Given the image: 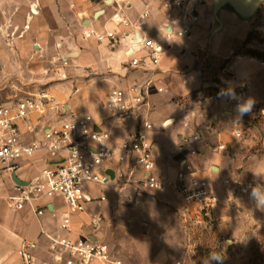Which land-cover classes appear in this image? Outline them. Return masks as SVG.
Masks as SVG:
<instances>
[{"label": "crops", "instance_id": "obj_1", "mask_svg": "<svg viewBox=\"0 0 264 264\" xmlns=\"http://www.w3.org/2000/svg\"><path fill=\"white\" fill-rule=\"evenodd\" d=\"M263 4L251 18L241 17L230 6L223 7L219 11L223 21L222 28L211 38L210 33L215 27L213 15H210L209 21L197 28L191 37L185 38L166 34L162 0H51L52 15L60 24H36L34 30L39 31L37 52L45 55L47 50L50 51L53 54L52 63L58 66L49 78L55 82L46 87L37 84L10 89L11 75L6 71V67L13 58L10 59L9 52L0 53V102L11 103L46 91L53 100L47 111L42 115L33 114L29 120L21 123L27 140L37 135L28 131L31 126L40 133L44 127L59 126L62 117L71 112L89 113L99 124L112 126L111 145L119 152L123 142L135 133L138 124L136 119L122 122L115 118L105 104L106 95L115 89L128 90L133 85L151 82L146 97L147 104L141 107L140 115L147 117L154 125L150 138L156 150H172L181 136L199 133L203 138V151L191 161L196 167L203 168L205 176L212 182L207 168L221 167L219 163L223 152L217 147L229 140L227 128L231 125V120L226 121L223 117L229 115L228 118L231 119L234 107L229 96V99L222 97L213 102L212 108L208 106L210 99H206L200 112L188 113L183 99H190L194 93L200 95L202 89L212 87L213 81L204 72L203 60L207 57L205 55L211 57L212 46L218 34L225 38V44L220 46V61L229 59L232 53L236 54L245 43L246 49L264 54V10L260 11ZM66 13H71L80 23V27L73 24V29L64 34L60 30L62 26L67 25L62 24L66 20ZM146 13L148 16L142 18ZM260 19L262 23L258 24ZM126 21L130 24L126 25ZM87 26L102 32H117L118 39L99 42L94 38H85L84 31ZM75 29L80 31L77 35ZM48 31L51 35H48ZM135 31L164 45L165 51L157 66L146 65L147 63L138 67L130 65L129 44ZM256 33L260 34L262 42L252 38ZM173 40H181L182 45L172 43ZM140 56L142 59L147 57L145 52H141ZM251 56L242 54L240 59L226 69L234 73L233 82L236 86H246L248 95L258 104L259 112L264 113V95H254L250 90L251 84L248 83L245 70L238 68V65L243 63H256L264 67L259 60H251ZM219 78H224L222 72L219 73ZM60 106L67 115H63ZM208 113L210 115L206 118ZM205 118L209 122L207 126L203 124ZM168 119H172L171 126L165 129L164 123ZM197 125L199 129L196 128ZM207 137L217 141L216 147L205 143ZM19 164L16 172L8 166L0 169V264H22L18 250L25 240L36 243L35 255L38 264H59L54 259L50 245L51 238L65 234L60 228L61 213L65 210L62 198H46L39 201L37 205L43 210L42 213L36 212L31 206L14 210L10 200L16 193V179L26 182L35 178L47 164V157L41 151L31 159L20 160ZM110 165L115 170L127 171L126 165H120L115 160L110 162ZM166 165L162 161L159 167L163 170ZM167 166L171 178L176 179L181 167L177 159ZM106 193L109 195V190ZM54 213L57 216H54ZM82 217L73 224L72 235L99 239V234L93 232L87 224L89 217Z\"/></svg>", "mask_w": 264, "mask_h": 264}, {"label": "built area", "instance_id": "obj_2", "mask_svg": "<svg viewBox=\"0 0 264 264\" xmlns=\"http://www.w3.org/2000/svg\"><path fill=\"white\" fill-rule=\"evenodd\" d=\"M214 1L162 0L166 34L180 37L179 32H182V37H191L194 31L207 23L209 16L213 15ZM147 16L146 13L142 18ZM125 24L130 23L126 21ZM169 28L172 30L169 31ZM84 36L99 42L118 39L117 32H102L91 26L85 28ZM129 47L130 65L134 67L146 63L157 66L165 51L163 44L153 38L141 36L137 31L134 32ZM141 52L146 53V59H142ZM250 58L257 59L264 65V59L254 56ZM225 83L231 84L229 80H225ZM150 84L151 82L133 85L128 90L115 89L106 95L105 104L115 118L122 122L136 119L138 124L135 133L123 142L119 152L111 145L112 126L99 124L89 113L71 112L67 115L62 106L60 109L63 115L65 113L67 116L62 117L59 126L44 127L40 133L31 126L28 131L37 135L27 140L21 123L29 120L33 114L42 115L47 111L53 100L46 91L11 103L0 102V169L8 166L16 172L20 160L31 159L41 151L47 157V164L35 178L17 182L16 193L10 198L12 208L22 210L31 206L36 212L42 213L43 210L37 205L39 201L61 197L64 202L65 210L61 213L60 228L65 234L51 238L50 245L54 259L59 264H126L105 241L97 237L72 235L73 224L80 221L82 215L89 217L87 224L93 232L102 227L106 222V215L103 211L93 212L91 206L106 202V192L122 181L124 176L158 192L173 188L187 204L196 206L202 215L211 214L222 203L221 196L205 176L204 169L196 167L191 161L203 151V138L199 133L181 136L172 150H156L150 138L154 125L147 117L140 115L141 107L147 104ZM229 96L234 107L235 120H243L248 113L241 115L238 106L251 98L246 86L235 87ZM255 104L256 102L250 112L255 111ZM259 114L264 113L260 111ZM167 121L164 126L170 124ZM234 133L240 136L241 130L236 126ZM217 149L224 151L226 144H219ZM175 159L181 167L177 178L172 179L167 165ZM113 160L120 165H126L127 171L115 170L110 165ZM162 161L167 164L163 170L159 167ZM108 169L115 171L114 180L108 174ZM224 185L229 192L238 185L243 193L253 189L258 192L257 184L244 185L237 179L227 178ZM54 216L57 214L54 213ZM36 248L35 242L24 241L18 250L22 264H38Z\"/></svg>", "mask_w": 264, "mask_h": 264}, {"label": "rangeland", "instance_id": "obj_3", "mask_svg": "<svg viewBox=\"0 0 264 264\" xmlns=\"http://www.w3.org/2000/svg\"><path fill=\"white\" fill-rule=\"evenodd\" d=\"M65 17L62 24L67 25L61 27V33H69L73 24L80 27L71 13H66ZM36 24H60L52 15L51 0H0V53L9 52L10 59L13 58L6 67L11 75L10 89L37 84L46 87L55 82L49 78L58 66L52 63L50 51L47 50V55L37 52L40 41L39 31L34 30ZM77 30L75 35L80 32ZM252 38L259 43L263 41L257 33ZM224 40L218 34L211 57L205 55L203 60V69L212 79V87L202 89L200 95L194 93L190 99H183L188 113L200 112L206 99H210V108L222 97L229 99L230 91L237 87L233 82L234 73L226 68L244 53L239 52L240 48L229 59L220 61V46L225 44ZM238 68L245 70L254 95H264V67L243 63ZM220 72L223 79L219 78ZM225 80L231 84H226ZM257 110L256 103L255 111L241 121L235 120V114L231 119L229 115L223 117L231 120V125L227 128L229 140L222 151L221 167L207 168L214 189L222 198L215 211L202 215L173 188L158 192L124 176L109 190L106 202L91 206L93 212L103 211L107 217L96 232L99 239L110 244L116 256L126 264H264V208H257L251 190L243 193L238 185L229 192L224 185L227 178L237 179L244 185L257 184L258 192L264 194V116ZM206 118L205 126L209 125ZM236 126L241 130L240 136L234 133ZM196 128L199 129V125ZM205 141L217 145V141L209 137Z\"/></svg>", "mask_w": 264, "mask_h": 264}, {"label": "water", "instance_id": "obj_4", "mask_svg": "<svg viewBox=\"0 0 264 264\" xmlns=\"http://www.w3.org/2000/svg\"><path fill=\"white\" fill-rule=\"evenodd\" d=\"M264 3V0H215L212 6L213 16L215 18V27L210 33V38L214 35L215 32L219 31L222 28L223 21L219 16V11L226 6L232 7L238 15L243 18L253 17L261 5ZM172 119H168L170 123ZM108 174L114 180L116 178V173L113 169H108ZM16 182L19 181L16 179Z\"/></svg>", "mask_w": 264, "mask_h": 264}, {"label": "clouds", "instance_id": "obj_5", "mask_svg": "<svg viewBox=\"0 0 264 264\" xmlns=\"http://www.w3.org/2000/svg\"><path fill=\"white\" fill-rule=\"evenodd\" d=\"M172 28H169V31H171ZM179 35L180 37H182L183 33L182 32H179ZM172 43H181L182 41L179 40V41H176V40H173L171 41ZM234 95V94H233ZM254 100L249 98L247 99L244 103L240 104L238 106V111L241 115H245L247 113H249L252 109V107L254 106ZM250 195L257 200V208L260 209V208H264V194H260L258 193L255 189H253L250 193Z\"/></svg>", "mask_w": 264, "mask_h": 264}, {"label": "trees", "instance_id": "obj_6", "mask_svg": "<svg viewBox=\"0 0 264 264\" xmlns=\"http://www.w3.org/2000/svg\"><path fill=\"white\" fill-rule=\"evenodd\" d=\"M246 45H247V43L244 44L242 50L239 51V52H243L245 54H251L254 57H258V58L264 59V54L263 53L257 52L255 50L246 49Z\"/></svg>", "mask_w": 264, "mask_h": 264}, {"label": "bare ground", "instance_id": "obj_7", "mask_svg": "<svg viewBox=\"0 0 264 264\" xmlns=\"http://www.w3.org/2000/svg\"><path fill=\"white\" fill-rule=\"evenodd\" d=\"M36 10V9H35ZM35 12V11H34Z\"/></svg>", "mask_w": 264, "mask_h": 264}]
</instances>
